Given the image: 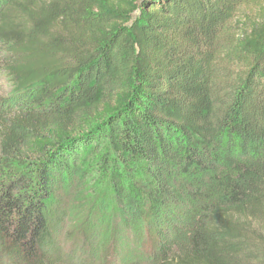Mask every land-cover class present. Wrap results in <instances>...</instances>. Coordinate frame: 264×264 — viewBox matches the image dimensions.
Returning a JSON list of instances; mask_svg holds the SVG:
<instances>
[{"label":"trees","instance_id":"trees-1","mask_svg":"<svg viewBox=\"0 0 264 264\" xmlns=\"http://www.w3.org/2000/svg\"><path fill=\"white\" fill-rule=\"evenodd\" d=\"M0 72V264H264V0H0Z\"/></svg>","mask_w":264,"mask_h":264},{"label":"rangeland","instance_id":"rangeland-1","mask_svg":"<svg viewBox=\"0 0 264 264\" xmlns=\"http://www.w3.org/2000/svg\"><path fill=\"white\" fill-rule=\"evenodd\" d=\"M10 82L11 81L8 80L6 74L0 72V110H2V108L5 109V107L15 108L18 105V96L10 91L12 89ZM2 112H4V110H2ZM117 259L122 262L120 256L117 257Z\"/></svg>","mask_w":264,"mask_h":264}]
</instances>
